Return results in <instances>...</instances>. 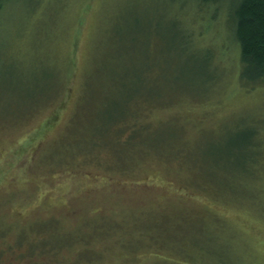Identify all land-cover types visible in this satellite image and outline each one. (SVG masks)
<instances>
[{
	"label": "rangeland",
	"instance_id": "rangeland-1",
	"mask_svg": "<svg viewBox=\"0 0 264 264\" xmlns=\"http://www.w3.org/2000/svg\"><path fill=\"white\" fill-rule=\"evenodd\" d=\"M221 4L12 0L1 10L0 264H264V171L244 192L227 186L249 154L227 130L252 115L264 138V86L241 84ZM145 56L177 91L141 119H170L197 164L102 143L83 155L92 112L100 119L120 94L96 99L92 73L110 57ZM52 82L48 105L13 119L10 105Z\"/></svg>",
	"mask_w": 264,
	"mask_h": 264
},
{
	"label": "trees",
	"instance_id": "trees-1",
	"mask_svg": "<svg viewBox=\"0 0 264 264\" xmlns=\"http://www.w3.org/2000/svg\"><path fill=\"white\" fill-rule=\"evenodd\" d=\"M11 1L0 0V12ZM197 1L210 5L214 1L219 4L222 3L223 12L227 6L228 14L226 13L227 19L225 18V20L230 28L231 37L235 40L238 47L239 80L245 88L264 86V0ZM183 2L185 0H180V4ZM117 54L120 53L118 52ZM110 60L113 63H110L104 69L100 67V73H92L93 76L101 77L95 98H98V100L101 98L108 102L110 96L114 99V95L119 92L121 98L118 95L117 101L112 100V103L107 107L106 113L100 115V119L96 120L92 112L90 126L85 136L84 145L86 147H83L85 151L83 155L86 156L88 154L89 148L93 147L92 149H94L98 147V143H102V145L122 146L124 147L123 150L128 151L127 155L134 153L137 149L142 150L146 147L157 154H161L162 158L166 160L169 157L173 158L178 163V166L182 164L184 159L189 161L190 164H197V153L189 150L182 131L176 128V125L170 119H165V123L162 125L159 122L150 123L141 119L142 109L150 102H154L155 106H162L164 102L160 101L161 98L166 97L168 102L171 101L172 95L170 96V93L172 92H170V89L173 88L174 82L166 80L163 84L164 77L161 75L162 72L157 75L158 72L155 71V68L158 63H153L152 56H145L135 61V63H117L118 60L115 57H110ZM138 62L143 63L140 65ZM212 78L210 76L208 80ZM94 79L95 82H99L96 77ZM88 84L91 90L89 95L92 98L94 80H89ZM161 85L162 88H159ZM188 86L189 84L186 85L185 89ZM59 87L62 89V86ZM55 91L56 86L53 85V82L42 91H28L27 104L21 106L20 103H14L10 105L12 111H15L13 119L16 118V114L20 116L22 114L21 111H29L28 113L30 114L29 109L33 106L42 107L48 105L47 103L52 93L54 96L57 95L54 94ZM193 93L196 94L197 92ZM59 98H61L60 95H58ZM16 106L20 107L19 110H17ZM89 106L91 112L97 106L96 101L92 99V102H89ZM83 107L88 108V104L84 102ZM50 117L51 115L44 117L45 123L50 121ZM20 119L18 121H22ZM245 120L243 124H239L241 126L227 130V133L237 135L236 145L239 148L246 144L247 152L249 153L242 163L241 172H237L238 177L230 178V184H227L228 187L234 186L233 183L239 180L242 187L240 188L237 185L235 189H240L242 192L245 191V186L254 181L252 178L260 176L262 171H264V138L262 139L260 135V120L257 121L252 115L245 118ZM207 132L208 135H211V132L214 133L211 129L207 130ZM69 151L72 153L71 148ZM71 155L72 157L75 156L74 154ZM196 173H199V171L196 170ZM38 253L41 252L36 251V254ZM32 254H35V251L28 252L26 256L30 258ZM223 259L221 258L222 261ZM23 260L26 261V258L24 257Z\"/></svg>",
	"mask_w": 264,
	"mask_h": 264
}]
</instances>
